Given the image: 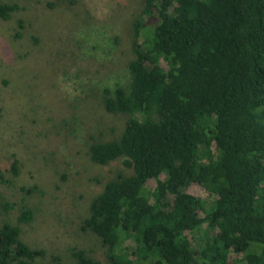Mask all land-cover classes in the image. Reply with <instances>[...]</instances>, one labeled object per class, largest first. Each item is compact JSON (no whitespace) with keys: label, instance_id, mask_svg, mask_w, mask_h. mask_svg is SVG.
<instances>
[{"label":"trees","instance_id":"1","mask_svg":"<svg viewBox=\"0 0 264 264\" xmlns=\"http://www.w3.org/2000/svg\"><path fill=\"white\" fill-rule=\"evenodd\" d=\"M87 2L96 23L126 5ZM19 11L0 0V23L13 24ZM15 22L20 40L24 21ZM133 29L123 84L95 93L83 73L62 74L72 115L64 127L89 97L122 119L112 138L87 145L93 165L117 164V174L80 215L95 247H70L66 264H264V0H142ZM119 46L114 37L106 53ZM9 168L17 176L18 160ZM152 180L181 194L177 212L150 209ZM193 184L209 199L186 194ZM13 207L0 193V264H64L23 241L20 225L33 223L35 211L24 208L15 223Z\"/></svg>","mask_w":264,"mask_h":264},{"label":"rangeland","instance_id":"2","mask_svg":"<svg viewBox=\"0 0 264 264\" xmlns=\"http://www.w3.org/2000/svg\"><path fill=\"white\" fill-rule=\"evenodd\" d=\"M8 1L19 5L15 21L22 19L25 29L16 40V22L0 23V193L14 206L8 214L13 222L17 223L24 208L35 211L33 223L20 225L23 241L46 251V260L59 257L66 264L70 247H95V237L79 229L80 215L102 183L117 174V164L93 165L87 145L92 138H112L110 128H121L122 119L114 120L89 97L79 106L77 122L64 127L62 121L72 115L62 74L83 73L95 93L104 86L123 84L142 0H125L122 9L97 23L85 15L87 1L93 0H77L68 8L66 0ZM114 37L120 46L115 53H106ZM14 159L18 160L17 176L9 168ZM166 179L167 172L162 170L159 181ZM159 181L149 183L150 209L177 212L174 206L181 194L167 195ZM32 188L36 191L28 195L25 191ZM185 193L209 199L202 185L193 184ZM4 217L0 216V222ZM198 236L207 239L206 233ZM233 259L238 258L231 255Z\"/></svg>","mask_w":264,"mask_h":264}]
</instances>
